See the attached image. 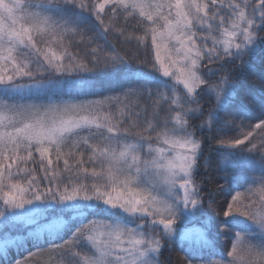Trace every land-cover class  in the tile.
Returning a JSON list of instances; mask_svg holds the SVG:
<instances>
[{
  "label": "snow or ice",
  "instance_id": "6c2138e0",
  "mask_svg": "<svg viewBox=\"0 0 264 264\" xmlns=\"http://www.w3.org/2000/svg\"><path fill=\"white\" fill-rule=\"evenodd\" d=\"M0 244L264 264V0H0Z\"/></svg>",
  "mask_w": 264,
  "mask_h": 264
},
{
  "label": "trees",
  "instance_id": "16d2710c",
  "mask_svg": "<svg viewBox=\"0 0 264 264\" xmlns=\"http://www.w3.org/2000/svg\"><path fill=\"white\" fill-rule=\"evenodd\" d=\"M260 63V54L257 55L255 64L258 66ZM255 121H253L254 123ZM205 155L210 157L212 160H216V152L214 151V146L210 148L208 145H205ZM204 173L202 172L201 175ZM213 175H216L215 173ZM218 184H223L222 180H216L213 184L209 185L210 188H215ZM226 199H230V196H227V194H221L217 196V200L219 204H224V201ZM220 210V209H218ZM222 215V212H221ZM178 239V238H177ZM219 245H226V238L221 236L219 237ZM3 253L0 252V256H2ZM27 255V253L21 252L20 254H17L15 248L9 249V254L4 259L3 264H14V261L17 259H21L22 256ZM165 257H170L171 264H182V256L183 253L180 252L178 246H174L173 251L164 253Z\"/></svg>",
  "mask_w": 264,
  "mask_h": 264
},
{
  "label": "rangeland",
  "instance_id": "374dc122",
  "mask_svg": "<svg viewBox=\"0 0 264 264\" xmlns=\"http://www.w3.org/2000/svg\"><path fill=\"white\" fill-rule=\"evenodd\" d=\"M189 226H191V225H189ZM0 248H2V244H0Z\"/></svg>",
  "mask_w": 264,
  "mask_h": 264
}]
</instances>
